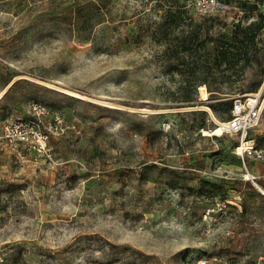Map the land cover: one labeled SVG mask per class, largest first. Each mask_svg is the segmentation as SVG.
Masks as SVG:
<instances>
[{
    "label": "rangeland",
    "instance_id": "obj_1",
    "mask_svg": "<svg viewBox=\"0 0 264 264\" xmlns=\"http://www.w3.org/2000/svg\"><path fill=\"white\" fill-rule=\"evenodd\" d=\"M215 1L0 0V264H264V106L221 129L264 100V0ZM33 104L51 156L3 137Z\"/></svg>",
    "mask_w": 264,
    "mask_h": 264
},
{
    "label": "built area",
    "instance_id": "obj_2",
    "mask_svg": "<svg viewBox=\"0 0 264 264\" xmlns=\"http://www.w3.org/2000/svg\"><path fill=\"white\" fill-rule=\"evenodd\" d=\"M199 3L203 7L208 8L216 6L215 0H199ZM263 103V91L247 98L241 97L236 99L233 104L232 121L235 123L233 130H241L247 133L254 128L260 119L264 106ZM31 113L32 115L29 117H11L4 125L3 137L12 144H22L40 154L51 156V149L49 147L51 137L50 127L52 128L53 124L50 123L48 128L43 122V119L51 115L50 110L41 104H33ZM245 144L247 146L243 144L242 147H237L238 154H241L239 152L242 151L244 154L254 155L259 159L264 158L263 148L256 147L252 141H247ZM0 260H2L1 257Z\"/></svg>",
    "mask_w": 264,
    "mask_h": 264
},
{
    "label": "trees",
    "instance_id": "obj_3",
    "mask_svg": "<svg viewBox=\"0 0 264 264\" xmlns=\"http://www.w3.org/2000/svg\"><path fill=\"white\" fill-rule=\"evenodd\" d=\"M184 12L181 11V8H178L174 10L173 8H170L168 11L165 12L164 16H161V19L158 23H155V26L152 31V36L157 40L160 41L161 38L167 37L168 34L174 32L177 28H179L180 21L183 20ZM261 17H264L261 14ZM170 19V20H169ZM170 27V29H168ZM249 30H253L254 36L257 34V32L261 31L263 29V26L261 23H251V25L248 27ZM253 36V38H254ZM245 40H248L247 38ZM226 46H221V50L219 52V56L222 59V61L226 62H233L239 53V50H241V39L235 37L231 40V42L224 43ZM203 82V84H206V79H196L195 81V88L199 87V82ZM218 92V91H217ZM194 101L192 97H186L184 99V102L191 103Z\"/></svg>",
    "mask_w": 264,
    "mask_h": 264
},
{
    "label": "bare ground",
    "instance_id": "obj_4",
    "mask_svg": "<svg viewBox=\"0 0 264 264\" xmlns=\"http://www.w3.org/2000/svg\"><path fill=\"white\" fill-rule=\"evenodd\" d=\"M62 91L66 92V93H68L70 95L76 96L77 98H83V99L85 98V96H82V95L77 94V93H73V92H70V91H67V90H62ZM1 97H2V95L0 96V98ZM234 125H235V123H233V121L231 120L228 123L221 124V127H222L221 129H223L225 132L231 131V130H233Z\"/></svg>",
    "mask_w": 264,
    "mask_h": 264
}]
</instances>
